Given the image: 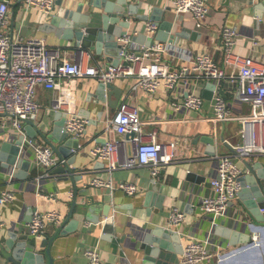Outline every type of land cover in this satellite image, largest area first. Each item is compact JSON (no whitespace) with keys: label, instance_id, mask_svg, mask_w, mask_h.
Segmentation results:
<instances>
[{"label":"built area","instance_id":"built-area-1","mask_svg":"<svg viewBox=\"0 0 264 264\" xmlns=\"http://www.w3.org/2000/svg\"><path fill=\"white\" fill-rule=\"evenodd\" d=\"M15 1L23 2L20 15L23 17L30 9H37L46 16L54 12L56 0H0V130L10 133L15 140L25 135L22 149L31 150L33 164L44 169L49 175L56 167L65 165L68 158L62 155L54 143L42 133L27 136L26 124L31 123L37 130H43L39 114L43 108L37 98V87L44 85L54 91V112L65 114L63 130L74 137L82 136L87 128L89 117L76 107L78 81L81 78H95L99 82H114L119 78L134 77L135 87L147 92H155L161 85L170 90V102L173 109L202 112L206 98L191 87L192 80L206 79L213 81L220 89L210 98L213 112L209 116H199L214 123L235 120L239 123L236 143L224 139L232 146L230 152H216L218 164L212 185L215 195L203 196L200 209L211 221L209 233L204 236L186 234L182 255L178 264H206L222 261L231 254H226L224 243L216 238L214 229L224 217L230 206L240 197L242 182L240 177L245 172L241 165L243 158L264 155V60L259 61L254 55H244L235 50L240 34L236 25H223L221 43L224 65H221L211 53L192 54L179 50L177 43L155 39L146 44L135 39L140 32L155 37L160 28L156 20H146L142 28L128 31L117 37L121 44L119 61L108 64L90 63L92 53L81 49V55L72 59L59 46L51 47L45 37H24L22 25L17 26L16 35L11 27V5ZM255 3L259 0H248ZM178 12H190L197 19L210 13L208 0H175ZM256 36L253 44H257ZM165 57L173 62H168ZM184 60L180 63L178 60ZM230 86L236 89V101H230L225 90ZM248 103V110L242 104ZM147 122L157 119H145L138 106L123 101L117 111L106 120L105 129L109 137L94 145L91 153L105 164V175H96L91 184L107 187L111 190L123 189L134 195L139 186L133 181L115 182L112 177L118 168L148 167L153 177H158L162 168L174 161L179 140H163L159 130L145 129ZM134 133V136H132ZM129 135V136H128ZM18 163L8 167L5 189L0 191V205L15 199V190L11 186ZM74 195L73 190L70 191ZM58 193H42L46 197H57ZM170 227H177L187 218V212L174 205L170 212ZM49 224H64V215L59 209L40 210L36 208L28 222V230L37 239L47 236ZM87 227L92 221L85 222ZM4 222L0 220V228ZM185 235V234H184ZM256 237V235H255ZM88 264H103L102 251L97 246L89 245L85 250Z\"/></svg>","mask_w":264,"mask_h":264},{"label":"crops","instance_id":"crops-1","mask_svg":"<svg viewBox=\"0 0 264 264\" xmlns=\"http://www.w3.org/2000/svg\"><path fill=\"white\" fill-rule=\"evenodd\" d=\"M64 1L70 3L73 0ZM143 1L144 7L140 12L148 14L153 6L157 5L166 11L167 18L177 22L176 29L184 31V28H189L188 36L176 35L173 40L177 43L175 47L179 50L188 49L192 54L211 53L221 65L225 66L221 29L223 25L228 24L236 25L240 31L235 50L244 55H254L259 61L264 60V14L262 17L258 16L254 10V4L248 0H208L210 13L202 19L195 18L190 12H178L175 8V0ZM22 6L23 2L20 1H15L11 5V27L15 35L17 26L22 25L24 37H45L51 47L59 46L72 59L81 55L82 47L74 45V40H64L56 32L44 30L43 24L48 22L49 17L39 10L30 9L22 19L20 15ZM60 9L61 6L56 4L54 11ZM134 16L130 18L131 25L126 28L130 32L142 28L146 22V19H136ZM135 26L138 27L135 28ZM158 31L155 38L157 34L159 35ZM256 36L259 37V41L254 45L253 40ZM83 49L92 53L91 58H86L90 63L108 64L109 56H115L106 51L99 54L91 48ZM165 59L168 62H173L168 57ZM178 61L184 62L181 59ZM135 82L134 77L119 78L113 82L117 88L122 89L121 97L116 104L114 90L111 93L108 90L106 100L99 99L96 91L100 82L95 78L86 77L78 81L76 107L79 112L89 117V122L84 134L80 136L79 148L74 149L75 159L70 164L71 170H53L49 175H44V169L33 164V155H25L31 160L30 170L27 171L18 166L16 176L11 182V186L15 190V199L10 203L0 205V220L4 222L0 228L1 235L6 237L10 232L16 231L19 239L40 241L41 239H37L28 230V222L33 213L31 209H59L64 215L65 226L70 225L73 216L80 218L81 221L78 229L67 231V233L58 232L60 224H49L47 236H53L58 232L51 244L50 255L54 264H88L85 250L89 245L101 249L103 264H144L143 251L136 249L131 240L122 242L118 238L110 240L104 237L103 223L105 221L120 223L132 218L140 225L144 224L143 220L147 219L151 224L159 223L170 226L169 212L172 206L177 205L187 212L186 220L177 227H172L185 234L182 242L187 241L186 234L188 233L195 236H204L209 233L212 224L210 218L200 209L201 200L203 196L216 194L212 185V178L218 164L215 153L231 151L224 139L233 143L239 140V135L236 132L239 123L235 120L214 123L199 118L204 114V116H209L213 112L210 98L204 96L206 88L212 95L221 90V88H216L213 81L192 80L191 87L197 92H201L206 98L202 112L173 109L170 102V90L165 85H161L155 92H147L141 87H135ZM211 82L214 86L209 85ZM225 95L230 101H236L237 94L234 87L230 86L225 90ZM37 98L43 105L39 121L43 130L49 134L53 131L57 121L56 112L51 109L54 104V91L44 85H39ZM114 100L115 104H112ZM123 101L138 106L145 119H157V122H147L146 130L157 128L161 139L179 140L174 161L164 166L157 177L165 183L164 192L167 197L164 202V211L158 214L153 213L151 217H146V209H139L133 214L129 213L133 206L142 205L145 200L153 177L148 167H122L112 173L115 182L122 180L137 182L139 190L134 195L128 194L120 188L111 190L91 184L94 176L105 175L104 162L91 153V148L109 137V133L105 129L106 120L117 111ZM242 107L244 110H248L249 104L244 103ZM4 136L14 139L7 132ZM209 137L216 138L214 150L208 141ZM52 141L56 145L61 144L58 141ZM66 157L69 160V157ZM250 159L264 162V155ZM240 163L245 167L242 160ZM7 171L8 168L0 166V191L9 187ZM71 190L74 195H71ZM42 193L58 194L53 198L46 197ZM92 204L97 206L93 211L90 209ZM105 204L111 206L109 216L105 215ZM242 211H244V206L238 199L230 206L223 218L236 219ZM89 216H93V218ZM94 217H99L100 220L95 222ZM87 220L92 221L90 227L85 224ZM253 237L257 242L261 241L251 248H245L231 255H229L231 252L229 250L233 246L229 244L228 239L220 237L219 240L229 246L223 248L229 256L220 262L213 261L206 264H248L254 253L264 257V226L257 227ZM174 254V260L169 264H178L182 251L177 250ZM46 260L49 261V255H46ZM0 261H3L1 256Z\"/></svg>","mask_w":264,"mask_h":264},{"label":"water","instance_id":"water-1","mask_svg":"<svg viewBox=\"0 0 264 264\" xmlns=\"http://www.w3.org/2000/svg\"><path fill=\"white\" fill-rule=\"evenodd\" d=\"M56 4L60 5L61 9L55 10L47 16L49 19L43 24L44 30L56 32L64 40H74V45L81 46V49L91 48L99 54H102L103 51L112 53L115 55L114 57L109 56V62L112 63H117L120 56L121 44L117 37L128 32L126 28L131 25L130 18L133 15L136 19L158 21L160 30L156 38L173 41L176 35L188 36L189 28H184V31L176 29L177 22L167 18L166 11L159 6H153L148 14L140 12L144 7L143 0H73L70 3L64 0H56ZM252 4H254L255 13L262 17L264 0ZM173 29H175L174 32ZM156 38L147 36L144 32L135 36L136 40L146 44L153 43ZM209 85L214 86L212 82ZM108 90L110 93L112 90L115 91L117 104L122 89L117 88L113 82H100L96 95L104 101L107 99ZM211 95V92L206 88L204 96L211 98ZM112 104H115V100L112 101ZM56 117V125L51 133L47 134L44 130H37L33 124L27 123L26 135L34 136L40 132L51 141L60 142V145H56L52 141L56 149L62 155L68 156L69 160L67 164L60 165L54 170H71L70 164L75 159L74 149L79 148L80 138L71 137L63 130L65 114L62 111H57ZM215 139L214 137L208 138L212 144V150L215 149ZM24 140V134L15 140H11L6 138L0 130V166L8 168L17 162L20 168L30 170L31 160L25 155L31 154V150L29 148L26 151L22 149L21 145ZM229 146L231 150H235L232 149L231 145ZM243 162L245 172L240 177L243 187L239 200L243 203L244 211L240 212V216H237L236 219L229 220L222 217L223 219L219 220L214 229L218 240L225 237L233 246L229 250L231 251L230 254L248 247L251 248L259 243L261 240L257 242L253 236L257 227L264 226V162L248 158H243ZM164 186L163 181L157 177H152L143 204L133 206L129 213L133 214L139 209H146V217H151L153 213L163 212L167 197ZM96 207V204H92L90 209L93 211ZM104 207L105 215L109 216L110 204H105ZM34 210L35 208H32L31 212ZM30 217L32 218V216ZM89 217L93 218V216ZM131 219L120 223L105 221L103 223L104 237L110 240L118 238L122 242L131 240L136 249L143 251L144 264H169L173 262V256L177 250L183 251L184 233L164 224H151L150 220L147 219L143 220L144 224L140 225ZM94 220L98 222L100 218L94 217ZM80 221V218L73 216L70 225L65 226L64 223L58 232L67 233V231L76 230L80 226ZM57 233L53 236H45L40 241L19 239L16 231L10 232L6 237L0 234V256L3 259L0 264H54L50 254L51 244L58 235ZM224 245L229 247L225 242ZM46 255H49V261L46 260Z\"/></svg>","mask_w":264,"mask_h":264},{"label":"rangeland","instance_id":"rangeland-1","mask_svg":"<svg viewBox=\"0 0 264 264\" xmlns=\"http://www.w3.org/2000/svg\"><path fill=\"white\" fill-rule=\"evenodd\" d=\"M248 264H264V257L258 253H254Z\"/></svg>","mask_w":264,"mask_h":264}]
</instances>
